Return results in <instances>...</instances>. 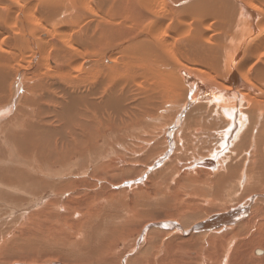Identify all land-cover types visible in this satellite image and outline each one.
Returning <instances> with one entry per match:
<instances>
[{"label":"bare ground","instance_id":"1","mask_svg":"<svg viewBox=\"0 0 264 264\" xmlns=\"http://www.w3.org/2000/svg\"><path fill=\"white\" fill-rule=\"evenodd\" d=\"M1 146L3 161L18 146L21 167L76 173L120 151L198 154L189 177L201 181V209L228 189L256 196L194 225L208 236L201 260L178 253L191 264H264V0H0ZM14 169L0 181L45 183Z\"/></svg>","mask_w":264,"mask_h":264},{"label":"rangeland","instance_id":"2","mask_svg":"<svg viewBox=\"0 0 264 264\" xmlns=\"http://www.w3.org/2000/svg\"><path fill=\"white\" fill-rule=\"evenodd\" d=\"M135 144H141V140ZM2 146L0 171L3 168L21 169L48 186L44 183L42 190L36 188L39 192H34L36 189L18 186L16 182L0 181V264H191L186 256L181 258L182 253L178 252L196 250L198 260H201V252L198 250H201L204 238L208 239L207 233L196 231L195 226L212 217L239 209L256 196H238L236 200L237 190L240 189L237 184L238 189L234 187L237 190H234L233 196L227 193L231 189L225 190L222 200L218 199L220 205L201 209V181L200 185L197 184L199 188L191 185V176L195 178L197 173L194 163L201 157L191 152L188 153L191 155L189 157L188 154H160V151L150 155L134 152L121 154L120 151L106 155L103 160L99 159L101 163L93 160L76 173L74 168L61 170L59 166H44L39 169L36 164L25 162L22 163L27 167H21V158L11 155L13 151L15 154L19 152L18 146L16 149L10 146V157L3 164V159L8 155ZM163 156L164 161L158 164ZM30 165L36 169L29 168ZM3 174L9 176L8 179L16 175L11 171H3ZM199 177L201 180L205 175L200 173ZM70 179L75 181V186L68 184ZM51 183L55 184V188ZM7 190L10 195L4 194ZM214 192L209 194L210 197L215 195ZM222 203L228 205H224L227 209L220 207ZM248 205L245 219L250 215L253 200ZM194 208L202 210L203 216L201 218L199 211L200 219H194L195 215L188 220L186 216L193 213ZM247 237V232L235 236L237 240ZM220 239L223 241V238ZM238 247L235 249L237 252L249 248L240 244Z\"/></svg>","mask_w":264,"mask_h":264}]
</instances>
